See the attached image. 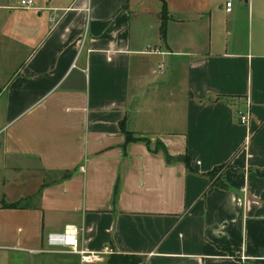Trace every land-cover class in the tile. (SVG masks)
<instances>
[{
  "label": "crops",
  "instance_id": "obj_1",
  "mask_svg": "<svg viewBox=\"0 0 264 264\" xmlns=\"http://www.w3.org/2000/svg\"><path fill=\"white\" fill-rule=\"evenodd\" d=\"M0 1V253L264 264V0Z\"/></svg>",
  "mask_w": 264,
  "mask_h": 264
},
{
  "label": "rangeland",
  "instance_id": "obj_2",
  "mask_svg": "<svg viewBox=\"0 0 264 264\" xmlns=\"http://www.w3.org/2000/svg\"><path fill=\"white\" fill-rule=\"evenodd\" d=\"M10 1H12L13 3L14 1H16L19 3L20 0H10ZM1 14H5V12L2 13L0 11V15ZM5 19L6 17L2 18L3 21L0 20V28L11 26V24H7V25L4 24ZM16 34L15 35L9 34V36H6V34L0 33V73L2 70L3 72H5L4 68L2 69V65H1L5 63L3 62V61H6L5 59L11 58L10 63H13L14 60L17 58V56L19 55L21 56L24 52V49L26 47V37H23L22 35L23 33L20 35H16ZM5 81H6V78L0 75V88L4 85ZM47 249H50V248L47 247ZM62 249L65 252H69L68 249H65V248H62ZM0 254H3L4 256L6 255L8 256L7 264H30V262H34V264H66V261H68L69 259L63 256L53 257L49 254H44V253L17 256L16 253L3 251V253H0ZM22 256L23 257L26 256V257L23 258ZM74 264H77V263H74Z\"/></svg>",
  "mask_w": 264,
  "mask_h": 264
},
{
  "label": "built area",
  "instance_id": "obj_3",
  "mask_svg": "<svg viewBox=\"0 0 264 264\" xmlns=\"http://www.w3.org/2000/svg\"><path fill=\"white\" fill-rule=\"evenodd\" d=\"M33 5V0H21L18 7L21 9H29ZM232 8V0H225V12L230 13ZM237 117L241 125H247L250 121L249 105H246L244 109L237 112ZM78 236L79 230L75 226H66L63 233L60 235H49L47 238V244L53 248H65L68 249L70 254L77 255L81 264H93L98 261L99 254H87L78 248ZM105 250L104 253H106ZM33 254L34 252H30Z\"/></svg>",
  "mask_w": 264,
  "mask_h": 264
},
{
  "label": "trees",
  "instance_id": "obj_4",
  "mask_svg": "<svg viewBox=\"0 0 264 264\" xmlns=\"http://www.w3.org/2000/svg\"><path fill=\"white\" fill-rule=\"evenodd\" d=\"M161 34L164 36V25L161 26ZM0 93H1V89H0ZM126 140L127 142H130V141H141V142H144L146 144H148V142L146 140H139V139H134L132 138L129 134H126ZM162 150L164 152V154L166 155V151L165 149L157 143V146H156V150ZM179 161H181L182 163H184L186 165V167L189 169L190 167V159L186 156L184 157H180L178 159ZM221 168H216L214 171H213V174L215 175L218 170H220ZM2 207L3 208H17L18 207V204H13V205H5V204H2Z\"/></svg>",
  "mask_w": 264,
  "mask_h": 264
},
{
  "label": "water",
  "instance_id": "obj_5",
  "mask_svg": "<svg viewBox=\"0 0 264 264\" xmlns=\"http://www.w3.org/2000/svg\"><path fill=\"white\" fill-rule=\"evenodd\" d=\"M243 2H244V3H246V2H247V0H243Z\"/></svg>",
  "mask_w": 264,
  "mask_h": 264
}]
</instances>
